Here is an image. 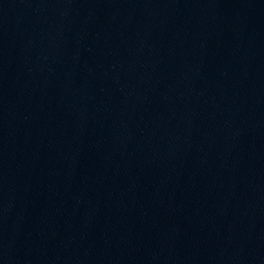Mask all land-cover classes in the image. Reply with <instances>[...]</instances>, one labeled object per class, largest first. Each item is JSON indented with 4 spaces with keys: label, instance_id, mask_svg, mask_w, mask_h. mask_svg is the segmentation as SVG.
<instances>
[{
    "label": "water",
    "instance_id": "1",
    "mask_svg": "<svg viewBox=\"0 0 264 264\" xmlns=\"http://www.w3.org/2000/svg\"><path fill=\"white\" fill-rule=\"evenodd\" d=\"M0 264H264V0H0Z\"/></svg>",
    "mask_w": 264,
    "mask_h": 264
}]
</instances>
